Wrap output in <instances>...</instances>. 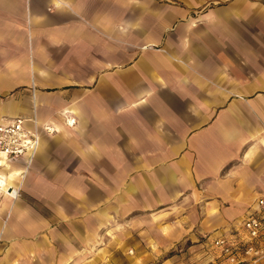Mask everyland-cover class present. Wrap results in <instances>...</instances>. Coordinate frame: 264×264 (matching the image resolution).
<instances>
[{
  "label": "crops",
  "instance_id": "obj_1",
  "mask_svg": "<svg viewBox=\"0 0 264 264\" xmlns=\"http://www.w3.org/2000/svg\"><path fill=\"white\" fill-rule=\"evenodd\" d=\"M11 116L54 130L19 184L0 159V264L239 227L264 192V0H0Z\"/></svg>",
  "mask_w": 264,
  "mask_h": 264
},
{
  "label": "built area",
  "instance_id": "obj_2",
  "mask_svg": "<svg viewBox=\"0 0 264 264\" xmlns=\"http://www.w3.org/2000/svg\"><path fill=\"white\" fill-rule=\"evenodd\" d=\"M33 122V118L21 116L0 117V159H21L25 165L31 161L37 146V135L41 130H54L51 125L37 126ZM64 122L71 125L74 118L65 116ZM0 191L5 193V190ZM7 191H12V186H8ZM17 194L18 188L7 195L15 197ZM208 245L210 264H257L263 261L264 192L256 198L255 209L246 213L239 227L209 236Z\"/></svg>",
  "mask_w": 264,
  "mask_h": 264
},
{
  "label": "rangeland",
  "instance_id": "obj_3",
  "mask_svg": "<svg viewBox=\"0 0 264 264\" xmlns=\"http://www.w3.org/2000/svg\"><path fill=\"white\" fill-rule=\"evenodd\" d=\"M16 162L20 163L21 169L18 173L13 174L15 176L11 178L13 182H18L19 184L20 181L17 179L21 180L24 177L29 166H26L21 159L16 160ZM164 214L166 215L167 212L162 210V215ZM152 217L157 219L159 216ZM166 220L168 219H165V221ZM155 223L157 224L155 221L150 223L144 236L146 240L138 241L136 238L133 243L130 244L131 246L128 242L123 241L118 246V249L122 248L123 252H119V255L114 261L106 264H207L206 259L209 254V236L214 233V230L205 233L192 232V230H189V232L182 235L181 238L173 241L171 244H162L160 240H157ZM177 225L179 226L180 224L178 223ZM128 248L132 251L124 252V250Z\"/></svg>",
  "mask_w": 264,
  "mask_h": 264
},
{
  "label": "bare ground",
  "instance_id": "obj_4",
  "mask_svg": "<svg viewBox=\"0 0 264 264\" xmlns=\"http://www.w3.org/2000/svg\"><path fill=\"white\" fill-rule=\"evenodd\" d=\"M34 123V125H36L35 124V121L33 122ZM40 141V135H37V146H36V150H35V152L37 151V148H38V146H39V142ZM35 154V153H34ZM32 160V159H31ZM30 163H31V161L29 162V163H27L26 164V166H29L30 165ZM0 189H2V187L0 186ZM17 189V188H16ZM16 189H12V191H7L8 192V194L9 195H11V193H13ZM8 190V189H7ZM16 197V196H15Z\"/></svg>",
  "mask_w": 264,
  "mask_h": 264
}]
</instances>
